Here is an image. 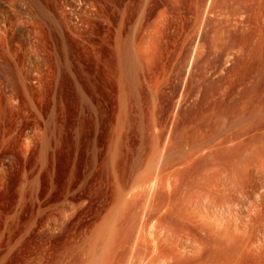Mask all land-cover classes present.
Returning a JSON list of instances; mask_svg holds the SVG:
<instances>
[{
    "label": "rangeland",
    "instance_id": "rangeland-1",
    "mask_svg": "<svg viewBox=\"0 0 264 264\" xmlns=\"http://www.w3.org/2000/svg\"><path fill=\"white\" fill-rule=\"evenodd\" d=\"M129 263L264 264V0H0V264Z\"/></svg>",
    "mask_w": 264,
    "mask_h": 264
},
{
    "label": "bare ground",
    "instance_id": "bare-ground-1",
    "mask_svg": "<svg viewBox=\"0 0 264 264\" xmlns=\"http://www.w3.org/2000/svg\"><path fill=\"white\" fill-rule=\"evenodd\" d=\"M195 215H196V214H195ZM195 215H194V216L192 215L191 217H194V219H195ZM197 216H199V215H197ZM199 217H201V215H200ZM199 217H197V219H199ZM201 219H202V218H201ZM157 223L159 224V222H155V224H154V225H155V228H153L154 230H155L156 228H157V229H156L155 231H153V229H152V231L150 232V236H151V237H150L149 239H146V240H147V242H149V243L152 245V254H153V258H152V259L149 258V260H151V261H153V262H155V260H156L157 263H159L158 261H160L161 259L164 260V258L166 257L165 254L162 253V251H166V250H164V248H167V252H168V253H166V252H165V253L167 254V258H170V256H172L171 253H172L173 251H175V250H173V248H174L175 246H173V245H174V244H173L172 247H171V246H170V245L172 244L171 240H173V239H172V238L170 239V238L168 237V238L170 239V240H168V238H167V234H168L170 231H167V229H166L165 231H167V232L164 231L163 233H161V231H162V229H163V228L161 229V226H162V225L159 224V226L157 227V225H158ZM154 225H153V227H154ZM229 227H230V226H229ZM236 227H237V226H236ZM240 227H241V226H240ZM158 228H159V230H158ZM237 228H238V227H237ZM237 228H236V230H237ZM229 230H230V229H229ZM226 231H227V230H226ZM226 231L224 230L223 234H225ZM158 232H159V233H158ZM231 232H232V230H231ZM231 232H230V233H231ZM164 233H167V234H164ZM226 233H227V232H226ZM228 233H229V231H228ZM230 233H229V234H230ZM232 233H233V232H232ZM242 233H243V232H242ZM242 233H241V234H242ZM169 234H170V233H169ZM243 235H245V233L242 234V237H245V236H243ZM168 236H171V237H172L171 234L168 235ZM231 237H232V236H231ZM246 238H247V236H246ZM167 240H168V241H167ZM144 241H145V240H144ZM165 241H167V242H165ZM169 241H170V242H169ZM168 242H169V243H168ZM145 243H146V242H145ZM164 243H165V244L168 243L169 245H168V244H167V245H168L169 247H171V249H170L167 245H166V246H167V247H166ZM146 244H147V243H146ZM169 249H170V252H171L172 250H173V251L170 253V252H169ZM173 253H174V252H173ZM163 254H164V256H165L164 258H163ZM174 255H175V253H174ZM174 255H173V256H174ZM168 256H169V257H168ZM173 256H172V257H173ZM175 256H176V255H175ZM175 256H174V257H175ZM173 259H175V258H173ZM163 260H161L160 262H161V263L164 262ZM128 261H130V260L128 259ZM128 261H127V262H128ZM151 261H150V262H151ZM129 264H130V263H129Z\"/></svg>",
    "mask_w": 264,
    "mask_h": 264
}]
</instances>
